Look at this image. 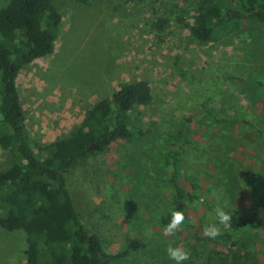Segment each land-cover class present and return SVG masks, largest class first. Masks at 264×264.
<instances>
[{"label":"rangeland","instance_id":"rangeland-1","mask_svg":"<svg viewBox=\"0 0 264 264\" xmlns=\"http://www.w3.org/2000/svg\"><path fill=\"white\" fill-rule=\"evenodd\" d=\"M9 0H0V9ZM61 16L53 52L23 66L15 83L34 151L69 137L86 113L120 87L145 82L151 99L134 105L135 133L74 164L66 174L73 206L107 253L128 250L126 264H264V232L222 228L210 239L220 206L232 220L264 215V23L214 25L206 41L190 28L201 9L236 0H51ZM177 161L181 187L169 183ZM12 156L0 147V173ZM185 220L164 235L171 213ZM27 235L0 228V264H27ZM243 243L244 246H240ZM247 252L248 259H240ZM244 253V254H243Z\"/></svg>","mask_w":264,"mask_h":264},{"label":"trees","instance_id":"trees-1","mask_svg":"<svg viewBox=\"0 0 264 264\" xmlns=\"http://www.w3.org/2000/svg\"><path fill=\"white\" fill-rule=\"evenodd\" d=\"M236 1L238 7L223 12L219 6L201 9L192 34L206 41L214 25L250 19L264 23V0ZM60 22L51 0H9L0 9V147L12 156L9 169L0 173V228L27 235V264H126L128 250L105 252L101 239L82 224L66 174L118 139L131 140L135 133L128 127L127 113L134 105H147L151 95L145 82L120 87L97 102L69 137L39 146L36 153L24 128L15 80L23 66L53 52ZM93 143L96 148L88 151ZM172 164L169 183L175 197L194 200L179 183L177 161ZM251 225L264 232V215L232 220L225 230L238 232ZM247 254L240 259H248Z\"/></svg>","mask_w":264,"mask_h":264},{"label":"clouds","instance_id":"clouds-1","mask_svg":"<svg viewBox=\"0 0 264 264\" xmlns=\"http://www.w3.org/2000/svg\"><path fill=\"white\" fill-rule=\"evenodd\" d=\"M215 215L217 223L206 225L202 230V235L210 239H216L221 235V226L223 229H228L231 227L232 223V215L225 212L220 206L215 208ZM184 220L185 215L183 210L173 211L169 223L164 227V235H174L176 230L183 224ZM165 251L168 258L174 261L175 264H183L184 261H187L190 258V253L181 247H173L169 245Z\"/></svg>","mask_w":264,"mask_h":264},{"label":"water","instance_id":"water-1","mask_svg":"<svg viewBox=\"0 0 264 264\" xmlns=\"http://www.w3.org/2000/svg\"><path fill=\"white\" fill-rule=\"evenodd\" d=\"M96 148V145L93 143L88 147V151H93Z\"/></svg>","mask_w":264,"mask_h":264}]
</instances>
